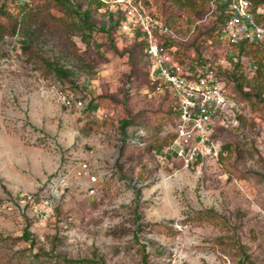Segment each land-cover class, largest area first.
I'll list each match as a JSON object with an SVG mask.
<instances>
[{"label":"rangeland","instance_id":"374dc122","mask_svg":"<svg viewBox=\"0 0 264 264\" xmlns=\"http://www.w3.org/2000/svg\"><path fill=\"white\" fill-rule=\"evenodd\" d=\"M144 1L186 37L177 45L185 61H222L237 124L216 125L202 165L160 157L172 138L170 95L151 81L142 43L118 33L115 12L90 6L86 28L53 0H0V234L12 237L0 240V264H70L59 254L92 264H264V42L241 50L206 35L208 0H191L205 7L197 12ZM46 61L72 74L59 78ZM62 93L82 107H65ZM124 120L134 122L128 132L144 128L145 144L123 146ZM79 161L106 173L92 194L72 177ZM39 248L48 254L29 255Z\"/></svg>","mask_w":264,"mask_h":264},{"label":"built area","instance_id":"2783aa9c","mask_svg":"<svg viewBox=\"0 0 264 264\" xmlns=\"http://www.w3.org/2000/svg\"><path fill=\"white\" fill-rule=\"evenodd\" d=\"M103 2L110 12L118 15L120 36L142 43L144 55L152 62L151 81L159 82L158 88L167 91L175 103L172 138L159 156L178 159L186 169L202 165L215 147L211 135L216 125L238 122L239 103L228 94L222 61L188 62L174 57L176 44L186 37L150 14L140 0ZM209 6L210 16L226 15L216 31L219 40L236 45L264 42V23L257 18L258 13H264V5L255 6L252 0H210ZM57 99L65 107L83 105L81 98L69 93L59 94ZM135 134L146 136L141 128ZM105 174L101 168L84 161L72 168L77 185L89 194L96 191ZM67 176L64 169L58 170L61 182Z\"/></svg>","mask_w":264,"mask_h":264},{"label":"trees","instance_id":"16d2710c","mask_svg":"<svg viewBox=\"0 0 264 264\" xmlns=\"http://www.w3.org/2000/svg\"><path fill=\"white\" fill-rule=\"evenodd\" d=\"M56 4H58L59 6L67 9L68 11H72V12H76L78 13V15H81V19H82V25H85L86 28L88 27H91L92 25L90 23H88V17L90 15V6H95V8H98L100 6H102L104 4L103 0H83V2L87 3V6H88V9H85L83 10L81 13H80V9H81V2H76L75 3V6H73V2L72 0H53ZM142 2V4L145 6V8L149 11L150 14L158 17L161 19V17H159L154 11H152L149 7H148V4L146 3V1L144 0H140ZM172 3L176 4L178 7H181V8H185V7H188L190 11H193V12H197V11H200L201 9H204L205 7L204 6H195L191 3V0H171ZM202 1H205V0H202ZM207 1V0H206ZM205 1V2H206ZM210 0L207 1V4H209ZM254 5L255 6H258V5H261V4H264V0H252ZM207 10H209L208 8H206ZM206 10V11H207ZM204 11V12H206ZM203 12V13H204ZM112 15V13H111ZM226 15H224L223 13H219V14H216L215 16L212 17L213 19V23L212 25L209 27V29L206 31V35H209V36H214L216 35V31L217 29L219 28L220 24L223 22V20L225 19ZM260 17H264V13H258L257 14V18L259 21H261ZM164 24L175 29L174 26H173V23H171L170 20H166V19H162ZM113 24L114 25H118L119 24V20L117 19L116 21H113ZM16 29V27H14V30ZM177 30V29H176ZM137 45H140V43H137ZM178 44H176V49L173 51V54H174V57L180 59V60H185L184 57H182L180 55V48L178 49L177 47ZM181 45V44H180ZM246 45V43H240L239 44V47L241 50H243L244 46ZM141 46V45H140ZM193 61H198V62H205L206 59H199V60H193L190 61V62H193ZM46 65L55 73V75L57 77H62V76H67V75H71L72 74V71L62 67L61 65H58V64H52L51 62L49 61H46ZM260 69H263L264 71V64H261L259 66V68L257 69L258 71H260ZM227 87H228V84H227ZM226 87V89H227ZM237 87L239 89V91H242L241 88H242V83H239L237 84ZM228 91V90H227ZM228 94L233 98L235 99L234 97V94L232 95V93H229L228 91ZM247 96H251L252 93L250 92H247L246 93ZM236 100V99H235ZM170 106L168 107V113H170L171 117L174 119V117L176 116V108H175V103L173 101V99H170ZM240 115H238L239 117ZM134 122L132 120H124L120 123L119 125V131L120 133L122 134L124 140H123V146H131V147H138V146H141L142 144H145L147 138H148V135L147 136H138L135 134L136 132V129L137 128H142L144 129L143 127H132L134 129H132L131 132H128L127 131V127H129L131 124H133ZM150 148L153 147V145H149ZM150 148L148 147L147 150H150ZM26 233H29V231L25 228L23 230V234L19 237L21 238H24L25 240H28L30 241V246H32L34 244V239H32L31 237H27V239L24 237ZM17 237V238H19ZM9 238H12L10 236H3L0 234V240H5V239H9ZM23 252V249L22 250H17L16 253H19L21 254L22 257H25V254L22 253ZM48 253L46 251H44L43 249H38L36 252L32 253V250L29 252V255L33 256L34 258H38L40 257L41 255H47ZM28 256V255H26ZM59 259H63L64 262H67V263H70V264H92L94 263L95 261L98 262V260H95V259H89V258H84V259H76V260H73V259H69V258H66L65 255H62V254H59ZM101 263V262H100Z\"/></svg>","mask_w":264,"mask_h":264}]
</instances>
